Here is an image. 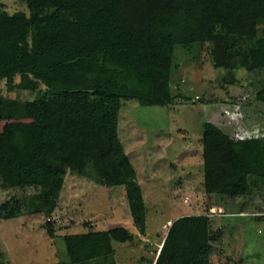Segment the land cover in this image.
Instances as JSON below:
<instances>
[{"label":"trees","instance_id":"1","mask_svg":"<svg viewBox=\"0 0 264 264\" xmlns=\"http://www.w3.org/2000/svg\"><path fill=\"white\" fill-rule=\"evenodd\" d=\"M24 1L28 11L10 13L0 4V82L5 80L8 90L37 95L21 100L0 93V120L31 118L36 150L0 154V177L10 186H34L36 192L16 200L13 208L3 203V216L14 218L25 210L51 215L67 171L89 170L108 186H125L134 224L145 233L144 192L119 136L123 100L180 102L173 91L176 47H192L210 36L211 28L227 23L253 42L244 60L264 76V36H258L264 0H155L141 10L130 0ZM256 98L264 103V81ZM203 143L208 192L245 195L250 182L264 179V136L234 138L205 121ZM212 229L208 214L176 218L155 264H212L219 235ZM49 232L54 234L51 225ZM134 239L125 226L65 236L76 264L112 255L114 240Z\"/></svg>","mask_w":264,"mask_h":264},{"label":"rangeland","instance_id":"2","mask_svg":"<svg viewBox=\"0 0 264 264\" xmlns=\"http://www.w3.org/2000/svg\"><path fill=\"white\" fill-rule=\"evenodd\" d=\"M130 1L139 10L155 5V0ZM0 4L10 13L28 11L24 0H0ZM232 28L231 23L211 28L210 36L198 38L192 47H176L173 91L180 102L146 105L135 98L122 102L119 136L144 192L146 232L134 224L125 186H108L89 170L67 171L51 215L25 210L14 218H5L1 205L9 201L13 208L16 200L32 195L36 188L10 186L0 177V264H76L68 255L67 234L117 226L127 227L135 239L114 240L112 255L82 264H155L171 223L201 213L211 217L213 233L219 231L213 240L212 264H264V179L250 182L245 195L210 193L205 186V121H213L234 138L264 136V103L256 98L264 76L244 60L253 42ZM258 30V36H264V21ZM0 93L21 100L37 95V91L8 90L5 80L0 82ZM35 128L31 118L1 119L0 154L35 151L31 136Z\"/></svg>","mask_w":264,"mask_h":264}]
</instances>
